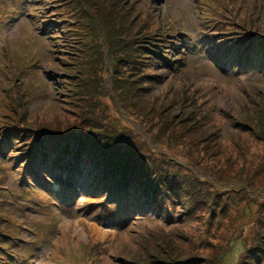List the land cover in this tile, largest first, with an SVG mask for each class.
I'll use <instances>...</instances> for the list:
<instances>
[{
    "label": "rangeland",
    "instance_id": "rangeland-1",
    "mask_svg": "<svg viewBox=\"0 0 264 264\" xmlns=\"http://www.w3.org/2000/svg\"><path fill=\"white\" fill-rule=\"evenodd\" d=\"M92 1L107 8L103 0ZM221 2L122 0L126 10L132 5L145 18L152 15L150 28L162 29L148 46L152 62L145 72L153 78L139 80L128 72L119 84L131 97L127 115L114 95L113 74L101 70L106 66L100 65L99 42L91 47L94 57L73 62L78 41L69 36L66 22L74 16L71 0H0V264H131L138 257L143 264L152 253L142 252L143 238L171 231V249L183 253V264H255L247 259L253 243L264 240V68L257 61L249 66L251 58L238 51L264 37V0ZM107 17L103 22L110 24ZM11 83L20 91L18 100L27 102L30 117L24 120L32 127L60 126L79 135L84 115L75 101L86 86L94 101L90 117L107 115L125 136L147 145L151 168L176 173L183 182L193 184V178L202 190L201 203L185 199L170 205L169 221L142 193L116 206L95 191L94 168L78 152L60 163L52 154L33 156L42 141L24 128L12 134L5 128L3 119L12 109L3 99L17 93L7 92ZM137 85L158 105L144 104ZM167 118L194 129L175 139V125ZM190 136L203 138L201 147Z\"/></svg>",
    "mask_w": 264,
    "mask_h": 264
},
{
    "label": "trees",
    "instance_id": "trees-1",
    "mask_svg": "<svg viewBox=\"0 0 264 264\" xmlns=\"http://www.w3.org/2000/svg\"><path fill=\"white\" fill-rule=\"evenodd\" d=\"M71 1V15L74 16L66 22L69 27V36H71L72 39L74 38V41H78L76 42L77 51L73 52L76 53L73 62L79 59L80 62L83 60L88 61L89 54L94 57L95 54L90 53L91 47H95V43L99 42L101 44L100 65L101 67L106 66V69L102 68L101 70L107 71L108 76L113 74L111 86L114 95H116V99L119 97V101H117L120 103V106L126 110L125 112L127 115L130 114L128 106L129 102H131V97L129 96V91L126 87H123V85L119 86V84L126 82L128 79L126 74L128 72L129 76L132 75L139 80H151V78H153V75L145 72V69H149L148 63L151 64L152 62L151 57L147 56L150 51L148 46L151 45V37H153V35L158 37V35L161 34V29L157 26L154 27L155 29H152V27L150 28L148 25V17L150 15H147L145 18L144 13L142 11H137L139 9H136L132 5H129V9L126 10L122 5V0H103L107 5L105 9H103L104 6H101V1L96 4L93 3L92 0ZM223 8L224 11L226 9L229 10L227 5H224ZM110 9H112L111 13L106 12ZM109 15L111 16L110 24H105L103 19L105 16H108L107 18L109 19ZM102 25L104 27H102ZM250 36H252L251 40H253L255 32L251 31ZM91 37L92 41L89 40ZM254 40L255 44L252 45L251 48L239 50L238 54L246 53V56L251 58L249 66H252L256 61L259 63L263 62V65L259 66L263 69L264 37H256ZM159 42H162V40H159ZM86 51L87 53H85ZM66 56L67 55H65L64 58H66ZM99 59L95 61L94 65ZM105 60H107L108 63H105ZM119 71L122 73H119ZM71 77H74V75ZM90 79L91 77L88 78V81H90ZM98 79H101L100 81L102 84L105 83L103 78ZM117 79L121 82H117ZM92 80L96 81L94 77ZM130 83L132 84V81H130ZM137 86L141 101L144 104L150 103L158 105L157 98L151 94H147L145 86ZM86 88V86H81L79 89L81 91L80 94L85 98L82 97L80 102L77 100L75 101V109L80 111L79 114L84 115V117H81L82 121H80L83 124V127L80 128V133L82 134L79 135V132L73 131L70 128H67L65 132L64 128L60 126H58V130L52 128L49 131L46 127L42 128L38 126L36 128L33 126V128L31 122L24 120L26 116L30 117L25 109V103L18 102L13 95H7L6 98L3 99V104H5L7 108L12 109V111L8 112L11 116L5 113L6 117L3 119L6 122V130L9 131V134H12V129L18 127L24 128L28 132L26 133L27 136L35 139V141H42L40 145L37 144V147L33 149L37 156L50 153L55 155L58 162H64L67 159L66 155H71L73 152L84 155L92 164H90V166L97 171L98 177L93 179L95 185L99 187V190L109 194L112 193L115 199L117 196L116 194L120 192H122V195L126 196H134L136 193H142L145 195L146 201H148L147 204L153 207L159 214L167 216L169 221H172L170 205L174 208L177 202H184L185 199H189L192 204L195 203L194 200H196V204L201 203L198 198L201 199L202 190L197 188L198 183H196L193 178L189 180H191L194 185L189 181L190 184L187 181L183 182L182 177H178L176 173L169 175V171L164 172L159 170L158 167L151 168L146 161L148 156L146 151L149 149L147 145L137 143L133 140V138H135L134 136H125V134L119 130L118 123H113L108 120L107 115L93 120L88 110L90 104H92L91 107H93L94 101H92L89 96V94H91L89 93V89ZM120 96H124L125 98L121 99ZM197 103L201 106L199 101ZM195 104L196 103L193 105L191 104V106L194 107ZM143 110L144 107L142 111ZM132 113L136 114V111ZM0 114L3 113L0 111ZM37 117L36 119L38 120L41 116L38 115ZM12 119L13 123L9 125L8 123ZM168 119L175 125V132L171 133V137L175 139L180 138L179 133H182L184 137L185 132L190 133L191 130L194 129L192 123L191 125L189 123L187 125H181L179 122H173L172 119L167 118V120ZM120 120L122 121L123 117H121ZM188 121L190 122V120ZM170 124L171 123H168V125ZM51 136L57 140H50L49 137ZM63 140L66 142L64 146H61V141ZM189 140L197 142L198 146H196V148H199L201 147L200 144L203 138L200 140L199 138L194 139L190 136ZM155 144L158 145L159 143ZM164 164L166 168L171 170L166 162H164ZM250 184L253 186L252 182ZM124 199L125 198L121 200ZM194 207L195 209L198 208L196 205ZM196 210V212H198V209ZM194 218H197V216H194ZM262 219L264 222V218ZM171 232L170 234L163 233V236L160 235L161 238L157 235L158 233L152 232L149 233L150 236L146 235L145 238H143L147 245L144 246L142 252H152L147 259L144 257L143 264H183L179 258L182 257L183 253H178L175 252L174 249H171L172 243H174L171 238L174 233L171 234ZM2 235L3 234L0 233V236ZM4 255L5 257L9 256L6 254ZM0 256L2 257L3 254H0ZM139 258L140 257H138L136 263L132 262L131 264H141ZM247 260H254L255 264H264V240L253 243V248L248 251ZM219 261L220 264H222L221 260Z\"/></svg>",
    "mask_w": 264,
    "mask_h": 264
},
{
    "label": "bare ground",
    "instance_id": "bare-ground-1",
    "mask_svg": "<svg viewBox=\"0 0 264 264\" xmlns=\"http://www.w3.org/2000/svg\"><path fill=\"white\" fill-rule=\"evenodd\" d=\"M99 229V228H98Z\"/></svg>",
    "mask_w": 264,
    "mask_h": 264
}]
</instances>
